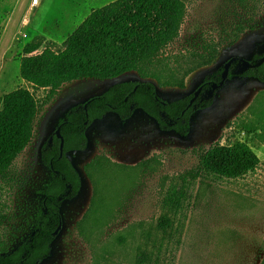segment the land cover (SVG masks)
Here are the masks:
<instances>
[{
    "label": "rangeland",
    "instance_id": "rangeland-1",
    "mask_svg": "<svg viewBox=\"0 0 264 264\" xmlns=\"http://www.w3.org/2000/svg\"><path fill=\"white\" fill-rule=\"evenodd\" d=\"M110 1L0 0V106L2 96L17 87L28 88L40 101L46 94L19 76V55L26 42L42 35L60 44L91 8ZM251 24L254 28L248 29ZM240 26L243 32L230 43ZM215 41L222 43L216 58L190 73L184 88L160 87L149 79L158 95L167 101L187 96L230 57L250 61L264 52V0H186L179 35L161 56L174 67L185 55L201 51L203 43ZM243 69L238 61L224 84L213 89L211 105L191 115L185 136L159 129L141 109L124 121L108 112L91 122L84 152L66 153L81 176V187L74 198L62 202L61 229L40 264H136L140 250L150 252L142 264H263L264 82L241 76ZM136 79L135 72H126L72 80L41 107L31 141L0 176V239L8 252L39 223L40 190L50 180L40 149L66 110L116 82ZM235 139L252 148L259 158L257 167L235 179L200 174L188 184L181 208L170 213L172 226L157 229L162 197L179 183L178 176L195 168L214 142ZM105 153L117 163L90 166L87 177L84 162Z\"/></svg>",
    "mask_w": 264,
    "mask_h": 264
},
{
    "label": "trees",
    "instance_id": "trees-1",
    "mask_svg": "<svg viewBox=\"0 0 264 264\" xmlns=\"http://www.w3.org/2000/svg\"><path fill=\"white\" fill-rule=\"evenodd\" d=\"M185 15L186 0H113L91 8L60 44L38 35L23 45L19 55L20 78L36 89L47 91L41 101L26 87H17L2 96L0 176L29 144L39 110L53 99L63 83L84 78H114L126 72H135L140 79L116 82L101 94L90 96L66 110L57 125L63 140L62 154L60 138L55 131L40 149V158L50 171V180L40 190L43 197L38 210L39 223L10 252L0 239V264H40L50 255L55 237L53 231L61 222L60 206L64 200L74 198L81 187L80 175L66 153L86 148V129L91 122L108 112H115L124 121L135 109H141L155 120L159 129L185 136L189 133L191 115L211 105L214 96L211 83L219 82L222 67L214 73L217 75L210 74L201 82L202 88L191 104L193 93L167 101L158 95L156 85L149 80L160 87L184 88V79L190 73L210 65L216 58L220 41L203 43L201 51L185 55L174 67L164 62L166 58L161 56V51L177 38ZM247 28L253 29L254 24ZM243 30L240 26L229 42L238 40ZM263 55L264 52L254 55L250 62L256 63ZM236 63L237 60L230 65L228 76ZM240 75L264 82V62L244 68ZM107 163L115 164L98 154L84 164L83 170L89 177L90 166L100 168ZM258 163V156L245 141L214 142L201 153L197 166L181 173L179 183L167 189L156 228L166 231L172 226L170 213L181 208L188 184L200 174L235 179L253 171ZM91 183L94 196L92 180ZM92 199L78 224L86 217ZM147 253L150 252L140 250L136 264H142L148 258Z\"/></svg>",
    "mask_w": 264,
    "mask_h": 264
},
{
    "label": "water",
    "instance_id": "water-1",
    "mask_svg": "<svg viewBox=\"0 0 264 264\" xmlns=\"http://www.w3.org/2000/svg\"><path fill=\"white\" fill-rule=\"evenodd\" d=\"M236 60L241 63L243 68H250V67L261 65L264 62V55L261 56L256 63H251L250 61H248L246 59H243L241 57H238V56L230 57L222 66V72H221V75H220L219 82H212L211 83V88L212 89H216L218 87H221L224 84V82H225V80L227 78L228 72H229L230 65ZM201 88H202V85H199L197 87V89L193 92V96L191 97V99L189 101V104H191L192 101L198 96ZM55 134H56L57 137L60 138V155H61L62 154L63 140H62V138L60 136V132H59V128L58 127L55 129ZM61 226H62V223L60 222L58 224V226L55 228V230L53 231L54 235H57V233L61 229Z\"/></svg>",
    "mask_w": 264,
    "mask_h": 264
},
{
    "label": "crops",
    "instance_id": "crops-1",
    "mask_svg": "<svg viewBox=\"0 0 264 264\" xmlns=\"http://www.w3.org/2000/svg\"><path fill=\"white\" fill-rule=\"evenodd\" d=\"M250 78H251V77H250ZM252 78H253V77H252ZM255 80H258V79H255ZM86 130H87V129H86ZM86 137H87V132H86ZM86 147H87V146H86ZM85 149H86V148H85ZM85 149H84V150H85ZM84 150H81V151H79V152L82 153V152H84ZM96 155H98V154H96ZM104 155H105L107 158H109L110 161H112V162H116V163H117L118 160H117V159L115 160V159L111 158V157L108 155V153H105ZM94 156H95V155H94ZM94 156H93V157H94ZM93 157H91V158H89L87 161H85L84 164H86L87 162H89ZM71 163H72V162H71ZM84 164H83V167H84ZM80 178H81V176H80Z\"/></svg>",
    "mask_w": 264,
    "mask_h": 264
},
{
    "label": "built area",
    "instance_id": "built-area-1",
    "mask_svg": "<svg viewBox=\"0 0 264 264\" xmlns=\"http://www.w3.org/2000/svg\"><path fill=\"white\" fill-rule=\"evenodd\" d=\"M242 134H243V132H242ZM238 140H240V139H238ZM241 141H243V140H241Z\"/></svg>",
    "mask_w": 264,
    "mask_h": 264
}]
</instances>
